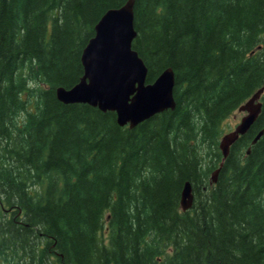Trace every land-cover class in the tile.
Instances as JSON below:
<instances>
[{
    "label": "trees",
    "instance_id": "1",
    "mask_svg": "<svg viewBox=\"0 0 264 264\" xmlns=\"http://www.w3.org/2000/svg\"><path fill=\"white\" fill-rule=\"evenodd\" d=\"M126 1L0 0V264H264V92L211 183L264 84V0H134L146 82L171 67L176 106L133 128L55 93Z\"/></svg>",
    "mask_w": 264,
    "mask_h": 264
},
{
    "label": "water",
    "instance_id": "2",
    "mask_svg": "<svg viewBox=\"0 0 264 264\" xmlns=\"http://www.w3.org/2000/svg\"><path fill=\"white\" fill-rule=\"evenodd\" d=\"M137 35L134 26V0L107 10L94 26V35L81 53L83 75L69 88H55L56 97L65 104L84 103L99 110L113 111L120 126L135 127L142 121L176 106L174 97L175 73L166 67L153 82L147 83L148 68L133 48ZM264 84L238 110L245 114L236 127L219 139L222 159L211 174L216 183L218 174L232 145L244 135L258 118ZM259 130L251 140L255 144L263 135ZM250 153V146L245 150ZM194 201L189 181L183 185L180 197L182 211L189 210Z\"/></svg>",
    "mask_w": 264,
    "mask_h": 264
},
{
    "label": "rangeland",
    "instance_id": "3",
    "mask_svg": "<svg viewBox=\"0 0 264 264\" xmlns=\"http://www.w3.org/2000/svg\"><path fill=\"white\" fill-rule=\"evenodd\" d=\"M244 112L239 111L236 109L233 111L225 120H224V127H225V133L233 130L236 125L240 122L241 117L244 115Z\"/></svg>",
    "mask_w": 264,
    "mask_h": 264
}]
</instances>
